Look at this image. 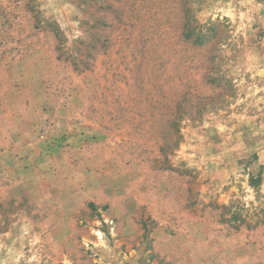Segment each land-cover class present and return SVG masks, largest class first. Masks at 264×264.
Here are the masks:
<instances>
[{"label": "rangeland", "instance_id": "1", "mask_svg": "<svg viewBox=\"0 0 264 264\" xmlns=\"http://www.w3.org/2000/svg\"><path fill=\"white\" fill-rule=\"evenodd\" d=\"M0 264H264V0H0Z\"/></svg>", "mask_w": 264, "mask_h": 264}]
</instances>
